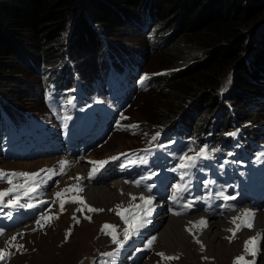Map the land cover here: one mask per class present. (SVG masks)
<instances>
[{
	"label": "rangeland",
	"instance_id": "rangeland-1",
	"mask_svg": "<svg viewBox=\"0 0 264 264\" xmlns=\"http://www.w3.org/2000/svg\"><path fill=\"white\" fill-rule=\"evenodd\" d=\"M125 35L128 36L123 38L122 42L126 47L132 45L136 49H144V38L141 34L133 31L132 27L126 29ZM74 55L83 69L82 63L84 64V61L88 63L89 57H83L84 55L80 53H74ZM135 55L138 60H141L144 54L140 50H136ZM83 58H86V60ZM81 61L82 63H80ZM167 61L168 56L164 52L154 56L146 54L141 70L142 80H151L152 76L161 75L163 72L160 70L168 69V67L153 68L152 64L157 62L167 64ZM27 75L20 70L15 72L18 82L6 81L5 84L7 85H3V89L15 99V96L25 98V108L33 115V118L39 121L32 123L29 119H20L17 115L8 111L9 107H2L0 109V131L4 134L9 130H14L16 131V135L20 137L15 147H12L11 139L7 140L8 143H6L5 147L0 146V170L5 173H39V176H44L35 177V183L26 177H13L11 184L7 178L0 179V191L14 188L0 202V224L7 221L5 217L13 216L18 209L22 210L29 204L33 205L29 207L31 215L26 219H20L22 226L26 224L27 229H25L28 232L36 228L39 222L37 214L40 212H42V217H44L43 220L48 223L43 225L44 231L32 233L30 236L24 238L21 235H17L15 238L16 242L14 241L13 244L9 242V244L16 248L17 253L15 256L0 245V252L4 254V258L0 259V264H100L99 254L114 248V244L110 241L111 237L105 234V232L124 237L127 225L131 223L136 226L140 223L141 216H143L141 208L131 206L143 205L146 209L149 205L142 203L138 199L139 196H137L136 200L129 204L128 202L124 203L119 199L111 198L109 205H106V207L104 205V197L98 192L94 194L93 198L89 196L91 203L86 197L85 187L87 183H90L92 186L95 185L103 188L104 186H109L112 190L113 187L111 185L114 183L112 181H121V179L124 181V176L129 174V168L132 167L130 160H133L132 157L134 155H140V159L146 162L150 161V156L145 155L144 152L146 151V147L154 142L153 140L155 139L153 137L157 136L162 127L149 124L146 122V119L147 117L159 118L165 111L169 108L171 109L173 104L164 105L158 90L146 84H136L133 81L127 85H117L112 93L94 91L87 101H93L90 104L91 108L78 110L75 116H81V118L79 120L77 118L71 119L74 123L69 128L67 119L61 112H66L64 108L54 106L56 109L49 110L48 107L44 106V101L40 100L41 98L38 99L35 94L29 95L27 93L28 82L32 86L39 84L38 80L34 77H27ZM10 79L9 76L8 80ZM23 82L26 83L24 84ZM129 85L132 86V89L128 88ZM148 92L151 93L143 97ZM225 92L223 87L219 89V95L224 96ZM1 99L5 100L3 96H1ZM49 99L57 100L56 96ZM121 100L123 101L121 102ZM192 105H196L195 101L187 102L184 110L177 111L174 117H181L182 114H187ZM228 105L226 103V107ZM258 106L264 108V104L262 103L256 105L255 108L244 109V106L240 107L242 110L250 112L259 109ZM160 107H163V109L161 110ZM258 116L254 115V120ZM262 117H264V111L260 115V118ZM81 121L87 124V129L78 128ZM46 123H48L49 127L48 135H51L53 138V141L49 143H47V134L44 129V124ZM257 126L254 125V127ZM260 126L264 129V124H260ZM87 135L90 138L96 139L93 146L88 148L84 155L71 157L72 151L89 146L90 142L88 143L85 140ZM0 139H2L1 136ZM37 141L40 144L35 149ZM44 141L46 142L44 147H42V142ZM257 142L264 143V138ZM34 150L36 155L32 156ZM159 154L163 157L165 154L164 148L159 151ZM191 155L192 153H187V157ZM112 157H118L117 159H112L118 161L115 167L106 163L93 175H89L95 167L90 163L91 161H107ZM157 159H159V156L154 158L153 161ZM174 159L178 161L177 168L179 172L174 176L168 189L171 198L165 201L169 204L163 216V222L173 216L186 219L191 217L190 220L193 221L195 215L189 213L183 207H179L177 198L184 193H192L197 190L205 196L207 201L210 188L205 182H213L215 184L213 190L217 192L219 190L224 191L225 189L233 192L237 190V184L229 174L217 178L216 174H204L200 170L198 172L194 166L181 167L182 164H189V160L184 159V155L182 160L176 155H174ZM62 161H70L71 164L67 165V168L60 172L61 168L58 163ZM78 163L84 169V172L76 176L75 170L79 171L80 169V167H77ZM194 163L196 164V162ZM163 164L164 162L160 163V165ZM142 166L143 163L139 161L137 168H142ZM105 168L112 171L111 175L105 181H96L95 179H100ZM147 172L148 170L144 171L145 177L143 180H147ZM191 172L194 175L193 183H190ZM198 175L201 179L198 178ZM80 176L81 179L77 180L76 178ZM132 177L135 178L134 175ZM37 184L39 185L38 187L36 186ZM125 184L129 188L136 187L137 189H141L145 195H149L148 190L145 188L133 184L130 185L126 182ZM69 187L82 188L83 191H63ZM57 192H62V196L56 197L55 193ZM255 192L264 195V188L255 190L248 188L245 192L239 191L238 194H245L247 199L239 203L235 209H230L228 214L218 219L211 218L210 215L207 216L211 221L214 220L211 223V227L213 226L211 233L209 232L205 236V240H211L207 248L205 245H202L199 239V232H201L200 229L202 228L199 226L194 227L193 225L190 226L191 230L196 233H194L195 241L191 243L193 246H184L181 240H171L174 246L169 248L167 244L158 238V232L165 225V223H162L156 231V243L153 251L150 252L145 262L139 264H240L242 261L237 262V258L240 255H244L251 262L254 261L255 264H264V221H262V226L260 225L261 230L254 225L252 219L247 218L246 220H249L252 225L250 228L240 227L239 230L235 231L234 235L232 231H228V229H237L238 225L242 223L239 220L236 223H232L231 215L237 214L239 209L245 204H248L245 206L248 208H253V206L258 207L257 212L258 209L259 211L264 210L263 201L260 204L250 203L249 197H254ZM16 197H19V205H24L23 207L10 206V201L15 200ZM74 197L81 198L83 203L81 199H77L76 202H69ZM261 198L264 200V196ZM62 200L64 201L63 210L60 208ZM118 205L121 206L119 209L117 208ZM89 207L103 209V211H90ZM174 208H176V211H174ZM125 209H130V212H126ZM161 210L156 212L155 217L158 216ZM26 211L28 210L26 209ZM117 211L126 217L129 222L125 223V221H122L121 215H117ZM202 211L207 212L206 207ZM133 214H135V218H133ZM89 217L90 219H88ZM221 218L226 219L222 220V222ZM229 220H231V223H228ZM105 224L114 225L115 230L105 229L102 232V226ZM49 225L52 226L50 227ZM15 227H18V225L16 224L11 228ZM153 228L154 226H151V229ZM6 231L3 232L4 236ZM257 234H259L258 242L253 241L249 245V248H253L258 243V251L255 255L250 256L252 253L248 252L247 254L245 251V241L256 237ZM9 237L7 236L6 239ZM20 245H23V247L20 248ZM206 249L208 250L206 251ZM159 253H163L164 257H175V259L169 260L163 258Z\"/></svg>",
	"mask_w": 264,
	"mask_h": 264
},
{
	"label": "trees",
	"instance_id": "trees-1",
	"mask_svg": "<svg viewBox=\"0 0 264 264\" xmlns=\"http://www.w3.org/2000/svg\"><path fill=\"white\" fill-rule=\"evenodd\" d=\"M130 27L144 38L143 50L123 44ZM136 50L144 54L141 60ZM161 52L167 64L153 68L168 69L147 84L173 107L146 122L179 132L170 125L176 112L195 101L180 114L186 132L198 135L211 122L227 132L234 122L259 135L264 108L240 106L264 104V0H0V97L15 115L27 111L25 98L15 99L3 85L18 82L19 70L38 80L37 86L27 83L29 95L42 98L55 90L64 98L72 93V70L87 87L105 81L114 67L142 70L146 54ZM74 53L89 57L80 62L83 69Z\"/></svg>",
	"mask_w": 264,
	"mask_h": 264
},
{
	"label": "bare ground",
	"instance_id": "bare-ground-1",
	"mask_svg": "<svg viewBox=\"0 0 264 264\" xmlns=\"http://www.w3.org/2000/svg\"><path fill=\"white\" fill-rule=\"evenodd\" d=\"M77 167H80L79 163L77 164ZM83 172H84V169L82 167H80L79 171L75 170L76 176L81 175V173H83ZM103 175H105V177H108V175H106V173H103ZM112 182H114L111 185V187H113L112 190L109 188V186H106V187L104 186V188L99 187V186H95V185L86 186L85 190H86L87 199L90 201L89 196H90V198L91 197L93 198L94 194L96 192H98L104 197V200H105L104 205L106 206V205H109L111 198L112 199L116 198V199L121 200L124 203L128 202V204H129V203L134 202V200L132 199L133 196L134 197L139 196L138 199H140L141 196L151 197L148 195H143L142 191L140 189L129 188L128 186L122 184V182L119 180H114ZM151 198H152L151 208L153 210L151 211V213L149 215H147L145 217V219H144L145 222H143L142 226H140L138 231H136L137 234H140L144 230L151 229V226L156 225L155 221H157V223H160L162 220H164L163 216L166 212V210H165L166 205L159 198H155V199L153 197H151ZM160 210H161V212L158 214V216L155 217L156 212H159ZM245 210H248L254 214L250 218L254 220V225H256L261 230L260 225L262 226V221H264V210L259 211V209H258L257 213H256V210L252 209V208H247ZM245 210H244V212H245ZM198 214L199 213H196L197 216H195V217H196L197 221H200L201 214H199L200 216ZM203 217H205V219H204L205 221L208 219V221H206L207 227L200 225V226L204 227L205 229H203L201 232H199V235H200L199 239L201 240L202 245L203 246L205 245L207 248L210 245L211 240H209V239L205 240V236L207 235V233H209V232L211 233V230H212L211 228H213V226L211 227V224H210V226L208 227V225L211 221L209 220V218H207L206 214H203ZM190 218L186 219V218H182V217L173 216L169 220L166 219L167 221L165 220L164 222H162L163 224L165 223V225L158 232V238L161 241H163L165 244H167L169 248H172L174 246L172 244L171 240H181L183 242L184 246H186V245L193 246V244H191V243L195 241L194 240V233L195 232H193L192 230L191 231L188 230V229H191L190 226L193 225V223H190V222H192L190 220ZM151 219H154V222H152ZM225 219L226 218H221V221L225 220ZM228 223H231V220H229ZM228 223H227V225H228ZM155 243H156V241H155ZM155 243H154V247H155ZM207 250L208 249H206V251Z\"/></svg>",
	"mask_w": 264,
	"mask_h": 264
},
{
	"label": "snow or ice",
	"instance_id": "snow-or-ice-1",
	"mask_svg": "<svg viewBox=\"0 0 264 264\" xmlns=\"http://www.w3.org/2000/svg\"><path fill=\"white\" fill-rule=\"evenodd\" d=\"M236 133H230L229 135H235ZM153 139H155V137H153ZM205 154L204 150L201 151V156H203ZM118 157H112L111 159H117ZM189 160V164L185 165V164H182L181 167H192L194 166V162L195 160L197 159V157H188L186 158ZM91 164H93L95 167L92 169V172H90V176L93 175L96 171L99 170L100 167H103L104 164L107 163V161H91L90 162ZM67 165V161H62L60 162V168H61V172L63 171L64 167ZM44 171V170H42ZM39 176V173H25V172H20V173H16V172H13V173H5L3 172L2 170H0V179H5L7 178L8 182L11 184L12 183V178L13 177H26L28 178L29 180H31L33 183H35V180L34 178L35 177H38ZM77 180L80 179L79 177L76 178ZM137 185L140 184V181H136L135 182ZM207 184V182H205ZM37 187L39 186L38 184L36 185ZM14 190V188H10L8 189L7 191H0V202L3 201V198L7 195H9V193H11L12 191ZM35 190V189H33ZM149 191H151V188L148 189ZM64 192H71V191H83L82 188H74V187H69V188H66L63 190ZM27 194V192H26ZM62 192H57L55 193L56 197H61L62 196ZM77 199H81L79 197H74L72 198L69 202H76ZM133 200L136 199V197H132ZM140 199L142 201H144V204L145 205H151L152 204V198L151 197H143L141 196ZM225 200L227 199H235V197H228V196H225L224 197ZM81 202L83 203L82 199H81ZM10 206H21L23 207L24 205H19V197H16L15 200L13 201H10ZM33 205L29 204L27 205V207H32ZM63 207H64V201L62 200L61 201V204H60V208L61 210H63ZM121 206H117V208L119 209ZM131 207H139L142 209L143 211V216H141V219H140V223H138L132 230L133 234L136 233V231H138L139 227L142 226V223L145 222L144 221V217H146L147 215H149L151 213V211L153 210L151 207H148V208H144L143 205H140V206H131ZM89 210L90 211H103V209H94V208H91L89 207ZM126 212H130V209H125ZM176 214H179V213H176ZM117 215H121V218L124 219L125 223H128V219L125 218L119 211H117ZM252 215H254L253 213H251L250 211L248 210H245L244 213H242V216L241 217H234L233 220H232V223H236L237 220H242V217H251ZM133 218H135V214H133ZM42 219H44V217H42ZM90 219V217L88 218ZM39 223V222H38ZM77 223H79V221H77ZM190 223H193V222H190ZM198 225H202L204 227H207V222L202 218L200 221L198 222H195L193 224L194 227L198 226ZM251 223L249 220H242V223L240 225H238L237 229L233 230V229H228V231H232L233 232V235L235 234V231L239 230L240 227H251ZM105 229H113L115 230V226L114 225H108V224H105L102 226V229L101 231L104 232ZM189 231H191V229H188ZM105 234H110V233H105ZM129 233H128V230L125 229L124 231V236H128ZM13 240H15V237L12 238ZM259 240V234H257L256 237H252L250 238L248 241H245V251L246 252H251L253 255L256 254V252L258 251V243L253 247V248H249V245L253 243V241H257L258 242ZM125 241L123 240H120L117 238V236H113V243H117V244H120V246H123V243ZM199 242V241H197ZM20 248L23 247V245H20L19 246ZM105 255H110L109 253H106ZM159 255L163 258H166V259H175V257H164V254L163 253H159ZM4 258V254L3 252H0V259H3ZM244 260V257H238L237 258V262L239 261H243ZM245 264H248V262H245ZM251 264H255V262H251Z\"/></svg>",
	"mask_w": 264,
	"mask_h": 264
}]
</instances>
